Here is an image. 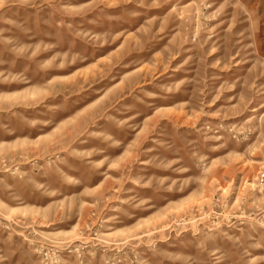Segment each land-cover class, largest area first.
I'll list each match as a JSON object with an SVG mask.
<instances>
[{
  "label": "rangeland",
  "instance_id": "rangeland-1",
  "mask_svg": "<svg viewBox=\"0 0 264 264\" xmlns=\"http://www.w3.org/2000/svg\"><path fill=\"white\" fill-rule=\"evenodd\" d=\"M0 264H264V0H0Z\"/></svg>",
  "mask_w": 264,
  "mask_h": 264
}]
</instances>
